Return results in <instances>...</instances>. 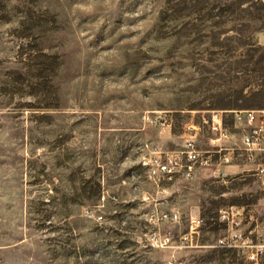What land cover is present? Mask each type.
I'll return each instance as SVG.
<instances>
[{
  "label": "rangeland",
  "instance_id": "1",
  "mask_svg": "<svg viewBox=\"0 0 264 264\" xmlns=\"http://www.w3.org/2000/svg\"><path fill=\"white\" fill-rule=\"evenodd\" d=\"M253 109L264 0H0V264L244 262L216 246L219 213L241 209L238 228L264 242L253 173L156 184L140 157L191 134L207 150L211 113L235 132L233 113Z\"/></svg>",
  "mask_w": 264,
  "mask_h": 264
},
{
  "label": "built area",
  "instance_id": "2",
  "mask_svg": "<svg viewBox=\"0 0 264 264\" xmlns=\"http://www.w3.org/2000/svg\"><path fill=\"white\" fill-rule=\"evenodd\" d=\"M232 132L224 123L220 113L213 112L204 120L212 134L209 138L210 148L199 149L196 134L187 137L180 151H163L157 145L145 144L140 164L145 169L148 179L158 184L174 178L190 179L199 168L220 169L236 166L242 171L252 172L257 178L264 194V109L235 111ZM193 130V129H192ZM237 139L234 140V136ZM86 217H94L93 211L84 209ZM101 219V217H97ZM178 212L160 215L161 220L178 222ZM244 219L241 209L230 208L219 213V221L227 225V235L220 238L216 246L238 249L244 256V262L238 264H263L264 242L244 235L239 225ZM200 218H190L189 234L182 237L187 241L201 225ZM169 241V238H167ZM169 264H177L170 262Z\"/></svg>",
  "mask_w": 264,
  "mask_h": 264
},
{
  "label": "crops",
  "instance_id": "3",
  "mask_svg": "<svg viewBox=\"0 0 264 264\" xmlns=\"http://www.w3.org/2000/svg\"><path fill=\"white\" fill-rule=\"evenodd\" d=\"M227 167H230V166H227Z\"/></svg>",
  "mask_w": 264,
  "mask_h": 264
}]
</instances>
